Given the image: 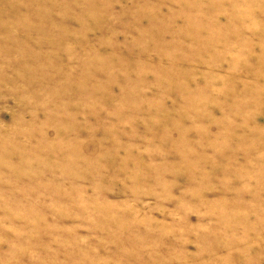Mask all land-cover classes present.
Returning <instances> with one entry per match:
<instances>
[{"label":"rangeland","instance_id":"374dc122","mask_svg":"<svg viewBox=\"0 0 264 264\" xmlns=\"http://www.w3.org/2000/svg\"><path fill=\"white\" fill-rule=\"evenodd\" d=\"M0 264H264V0H0Z\"/></svg>","mask_w":264,"mask_h":264}]
</instances>
